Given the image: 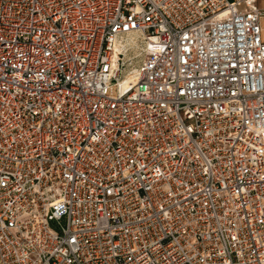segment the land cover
<instances>
[{"label":"built area","instance_id":"obj_1","mask_svg":"<svg viewBox=\"0 0 264 264\" xmlns=\"http://www.w3.org/2000/svg\"><path fill=\"white\" fill-rule=\"evenodd\" d=\"M258 0H0V264H264Z\"/></svg>","mask_w":264,"mask_h":264},{"label":"crops","instance_id":"obj_2","mask_svg":"<svg viewBox=\"0 0 264 264\" xmlns=\"http://www.w3.org/2000/svg\"><path fill=\"white\" fill-rule=\"evenodd\" d=\"M257 4L259 5V7L264 8V0H258ZM262 24L264 27V18L262 19Z\"/></svg>","mask_w":264,"mask_h":264}]
</instances>
